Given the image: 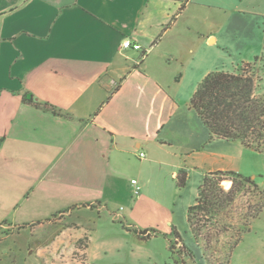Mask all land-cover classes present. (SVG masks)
<instances>
[{
  "label": "crops",
  "instance_id": "0c3cea01",
  "mask_svg": "<svg viewBox=\"0 0 264 264\" xmlns=\"http://www.w3.org/2000/svg\"><path fill=\"white\" fill-rule=\"evenodd\" d=\"M262 1L0 0V217L17 222L1 227L91 211L168 241L189 183L242 170L190 100Z\"/></svg>",
  "mask_w": 264,
  "mask_h": 264
},
{
  "label": "rangeland",
  "instance_id": "374dc122",
  "mask_svg": "<svg viewBox=\"0 0 264 264\" xmlns=\"http://www.w3.org/2000/svg\"><path fill=\"white\" fill-rule=\"evenodd\" d=\"M256 8L258 13L253 20L227 23L226 33L219 41L221 47L209 57L212 63L223 66L219 69L237 70L263 53L264 1ZM237 28L241 30L235 33ZM256 67L261 80L256 82L255 94L259 96L264 92V70L260 69V63ZM226 145L227 153L242 160L239 173L251 177L259 189L247 186L237 195L234 203L213 221L215 224L207 228L214 233L226 224L228 231L218 237L212 235L206 244L204 238L200 242L195 239L187 220L186 204H194L197 196L189 183L176 207L178 230L194 253V258H185V264H264V152L236 140ZM225 182L230 185L227 187ZM222 184L229 189L232 180ZM258 213L253 219L252 215ZM4 222L17 223L13 213L0 217V264H171L177 259L168 243L172 236H167L168 241L163 236L142 240L107 214L99 216L97 212L83 211L61 222L54 218L35 232L29 226L1 227ZM67 226L72 229L63 235L61 232ZM91 234L93 242L88 247Z\"/></svg>",
  "mask_w": 264,
  "mask_h": 264
},
{
  "label": "trees",
  "instance_id": "16d2710c",
  "mask_svg": "<svg viewBox=\"0 0 264 264\" xmlns=\"http://www.w3.org/2000/svg\"><path fill=\"white\" fill-rule=\"evenodd\" d=\"M259 63L260 69L264 70V51L254 62H246L237 70H213L199 83L190 104L209 129L210 139L236 140L257 152H264V92L259 96L255 94L256 82L261 80L256 74ZM187 177L184 170L177 176L180 189L186 186ZM225 180H232L229 189L222 184ZM247 186L259 189L251 177H244L236 171L220 170L205 175L195 203L187 212L189 226L198 242L204 238L209 244L212 235L218 237L228 231L226 224L218 227L214 233L207 228L215 224L213 221L234 203L237 195ZM259 213L252 215V218L255 219ZM205 230L206 235L203 236ZM132 231L142 240L161 233L156 229ZM170 236L169 247L177 256L171 264H185L186 257L194 258V253L184 243L176 227H173ZM235 244L233 248L238 243Z\"/></svg>",
  "mask_w": 264,
  "mask_h": 264
},
{
  "label": "built area",
  "instance_id": "2783aa9c",
  "mask_svg": "<svg viewBox=\"0 0 264 264\" xmlns=\"http://www.w3.org/2000/svg\"><path fill=\"white\" fill-rule=\"evenodd\" d=\"M123 46L124 47H132L134 49H141L142 48L141 44H139V43H133L129 38H127V39L124 40ZM143 155H144V153H141V156H143ZM132 183L134 184V193L135 194H139L141 188L138 185L137 179H133L132 180Z\"/></svg>",
  "mask_w": 264,
  "mask_h": 264
},
{
  "label": "bare ground",
  "instance_id": "6f19581e",
  "mask_svg": "<svg viewBox=\"0 0 264 264\" xmlns=\"http://www.w3.org/2000/svg\"><path fill=\"white\" fill-rule=\"evenodd\" d=\"M226 183V186L228 187L230 185V182H225Z\"/></svg>",
  "mask_w": 264,
  "mask_h": 264
}]
</instances>
